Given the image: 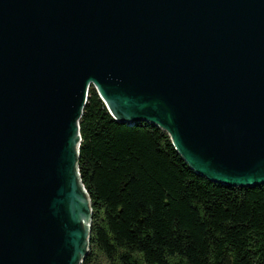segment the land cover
<instances>
[{"label": "water", "instance_id": "95a60500", "mask_svg": "<svg viewBox=\"0 0 264 264\" xmlns=\"http://www.w3.org/2000/svg\"><path fill=\"white\" fill-rule=\"evenodd\" d=\"M93 86L210 181L264 184V0H0V264H80Z\"/></svg>", "mask_w": 264, "mask_h": 264}, {"label": "trees", "instance_id": "16d2710c", "mask_svg": "<svg viewBox=\"0 0 264 264\" xmlns=\"http://www.w3.org/2000/svg\"><path fill=\"white\" fill-rule=\"evenodd\" d=\"M130 123L89 87L77 162L91 224L80 264H264V184L210 181L167 131Z\"/></svg>", "mask_w": 264, "mask_h": 264}, {"label": "rangeland", "instance_id": "374dc122", "mask_svg": "<svg viewBox=\"0 0 264 264\" xmlns=\"http://www.w3.org/2000/svg\"><path fill=\"white\" fill-rule=\"evenodd\" d=\"M99 264H106L103 259L100 260Z\"/></svg>", "mask_w": 264, "mask_h": 264}]
</instances>
